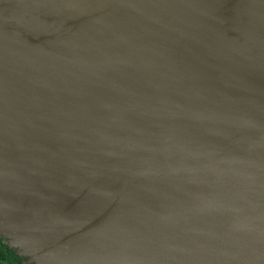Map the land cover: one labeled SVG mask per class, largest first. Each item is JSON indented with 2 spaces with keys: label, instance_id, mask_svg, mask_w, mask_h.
<instances>
[{
  "label": "water",
  "instance_id": "1",
  "mask_svg": "<svg viewBox=\"0 0 264 264\" xmlns=\"http://www.w3.org/2000/svg\"><path fill=\"white\" fill-rule=\"evenodd\" d=\"M0 237L264 264V0H0Z\"/></svg>",
  "mask_w": 264,
  "mask_h": 264
},
{
  "label": "trees",
  "instance_id": "2",
  "mask_svg": "<svg viewBox=\"0 0 264 264\" xmlns=\"http://www.w3.org/2000/svg\"><path fill=\"white\" fill-rule=\"evenodd\" d=\"M0 264H25L22 258L0 241Z\"/></svg>",
  "mask_w": 264,
  "mask_h": 264
},
{
  "label": "flooded vegetation",
  "instance_id": "3",
  "mask_svg": "<svg viewBox=\"0 0 264 264\" xmlns=\"http://www.w3.org/2000/svg\"><path fill=\"white\" fill-rule=\"evenodd\" d=\"M0 241H1V243H4L7 247H9L10 249H12V248L7 244V242H5V240H3V239L0 238ZM22 261H23V263H25L23 259H22ZM25 264H26V263H25Z\"/></svg>",
  "mask_w": 264,
  "mask_h": 264
},
{
  "label": "rangeland",
  "instance_id": "4",
  "mask_svg": "<svg viewBox=\"0 0 264 264\" xmlns=\"http://www.w3.org/2000/svg\"><path fill=\"white\" fill-rule=\"evenodd\" d=\"M0 238L3 239V240H5V242H7V244H8V242H9L8 238H6V237H0ZM25 261H27V259H25Z\"/></svg>",
  "mask_w": 264,
  "mask_h": 264
}]
</instances>
